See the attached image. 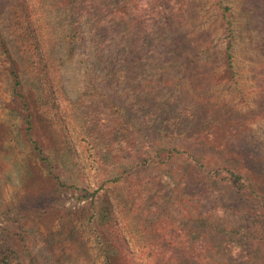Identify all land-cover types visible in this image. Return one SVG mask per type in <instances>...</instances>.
<instances>
[{
	"label": "rangeland",
	"instance_id": "1",
	"mask_svg": "<svg viewBox=\"0 0 264 264\" xmlns=\"http://www.w3.org/2000/svg\"><path fill=\"white\" fill-rule=\"evenodd\" d=\"M102 1L109 7L105 26L114 35L103 41L99 56L107 68L122 71L88 74L86 64L96 55L84 41L85 66L82 72L70 67L73 85L70 94H60L62 114L59 120L54 111L53 125L44 111L51 89L32 88L36 83L27 79L25 67L34 59L39 65L37 53H50L57 43L38 24L43 47L36 49L24 27L17 31L11 25V9L0 0V39L8 48L2 53L0 45L1 264L11 258L31 263L37 252L29 237L26 242L21 237L32 227L50 239L54 231L59 236L66 229L82 231L80 245L90 259L74 264H105L99 240L120 248L118 264L124 261L119 255L132 264H162L148 255L159 241L164 253L172 251L183 264H236L241 256L242 264H264V0ZM12 57L25 100L12 85ZM29 112L44 155L28 135ZM75 116L93 125L96 139L87 143L79 136L73 154L60 144L65 120ZM45 155L53 158L54 170ZM140 160L144 166L135 165ZM224 166L244 173L245 187L213 178L216 193L198 207L189 192L201 189L212 168ZM150 177L170 206L150 226L170 224L167 233L179 238L170 246L159 238L153 246L141 236L132 241L123 221L119 195L127 197ZM86 185L99 189L86 195ZM176 194L173 203L169 196ZM13 241L22 245L19 252L10 248ZM37 241L44 242L40 236ZM189 243L198 249H189Z\"/></svg>",
	"mask_w": 264,
	"mask_h": 264
},
{
	"label": "trees",
	"instance_id": "2",
	"mask_svg": "<svg viewBox=\"0 0 264 264\" xmlns=\"http://www.w3.org/2000/svg\"><path fill=\"white\" fill-rule=\"evenodd\" d=\"M6 2L9 5V9H11V25L14 26L15 30L17 31H20L21 28L24 27L27 31V37L32 39V41L29 40V42L32 45H35L36 49L43 47L38 28L42 33L43 31L38 26V24L41 25L43 30L49 32V35H52V42H54V44L57 43L56 47L58 48H54L50 53H47V51L43 53V50H41V54L37 53L39 65L37 60L34 59L33 66L25 67V71L28 73L25 74L27 79H29L32 83H36V85L32 88L35 87L39 91H45V86H47L51 89V91H49L51 93L49 96H51L52 101L46 103V109L44 110L48 123L50 122L53 125H56L51 119L54 111L57 112V117L60 120V116L62 114V111L58 113V111L61 110V102H59L60 94H70L68 89L73 85L71 82V77L68 75L69 71H71L70 67L72 64H74L75 68L78 71H81L83 68L82 66H85L86 59L83 58L85 53L83 49L86 48L84 41H89V45L91 47L90 53L94 52V55H96L93 62L86 64L87 69L85 71L88 74H120L122 71L119 68L115 70L107 68L108 62H106L105 65L103 63L105 60L99 56L100 47L103 41L114 35L112 27L109 28L105 26L107 25V22L104 20V15L109 9L106 2H103L102 0H35L34 3L30 2L29 0H6ZM33 6L36 8H32ZM115 10L116 8L113 9V11ZM99 26L100 28L98 29ZM0 40V45H2V48L4 49L2 50V53L8 52V48L4 39ZM114 44L109 45V47L112 48ZM231 49L232 43L230 42L227 47V56L230 63H232L233 57ZM9 53L12 55L10 50ZM90 53L86 54L89 55ZM12 61L13 57L11 62ZM11 64L12 65H10L9 68L14 73L12 85L15 88L17 94L22 95L23 90L20 88V85H23V78L20 77L15 62H12ZM63 66L66 67L65 70H62ZM62 74L67 75L66 77H63ZM2 80L3 79L0 77V81ZM65 99L66 98H63L62 100ZM25 105L28 106L27 101H25ZM125 109L126 107H124V110ZM47 110H49V112H47ZM26 117L28 135L35 148L39 150V153L44 155L45 152L40 146L39 142L33 138V114L29 112ZM79 120L83 125L80 124ZM59 124H61V122ZM63 130L65 132L63 137H61V149L73 154L74 152L78 151L76 142L78 141L79 136H83L84 141H88L87 143H89L90 140L94 142L96 139L93 136L94 132L96 131L93 125L76 116L74 118H67V120H65V128H63ZM72 131L76 133V139L74 138ZM42 158L45 161H49L50 168L54 170L56 165L53 158L46 155L42 156ZM138 164L139 166H144L145 160H140L135 165ZM210 172L211 175H205L207 179L201 181L203 183V185H200L201 189L193 187L189 192L190 197H195L198 207L201 206L203 197L216 193H214L212 189L213 181L211 180L213 178L215 180L225 179L240 189L244 188L247 182V176L241 171L236 170L234 166H224L218 169L212 168ZM4 177V172L0 170V180H2ZM144 183V185L139 186L138 189L133 191V193L129 194L127 197H124L121 194L119 195L123 221L125 222L126 226H129L131 229L132 241H134L137 236H141L145 237L146 242H148L150 246H153V240L159 238L162 239V242H169L170 246L172 243H175L174 238L179 239L178 237L169 236L167 233L171 227L170 224H165L162 228L150 226L158 224L154 219L159 218V215L162 214V211H164L165 208L170 209V206L167 205V196L163 194L162 191H159L158 183L155 182L154 178L150 177L149 179H145ZM82 189H90L86 195H95L99 188L94 189L92 186L89 187L86 185ZM177 196L178 194L169 197L174 203V201L177 200ZM83 197H86L85 194L79 199H82ZM93 203L94 201L91 202V205H94ZM93 209H96L95 206ZM70 230H64L60 236L56 234V231L52 232L51 234H55L53 239L48 238V235L44 233L43 229L41 230L39 228L32 227L30 230L26 231L27 233L25 232L22 235L21 240L26 242V238L29 237V247L31 248L32 252H37L35 257H31L32 261L30 264H74L77 259H81V262L85 261L82 259L83 256L86 259H90L86 252L82 250V246L80 245L84 237L83 232L76 230L74 233L72 229ZM50 231L52 230L50 229ZM108 232L110 233V231ZM97 233L95 235L101 237L100 234ZM38 236H40L44 242L39 243L37 241ZM150 241L151 243H149ZM111 242L112 240L108 238L109 245L112 244ZM97 243H99L98 251L103 253L105 256V264H118L116 261H118V251H120V248H109L113 246H107L106 241L103 240H99ZM157 244L158 246L154 245V248L149 251L148 255L152 254V256H157L161 260L162 264H183L180 258L172 254V251L170 254L167 252L164 253L166 251L165 246L161 245L160 241ZM119 245L121 244H118V246ZM124 246H129V242H126ZM13 247L15 251L19 252L22 245L19 246L17 242L13 241L10 244V248ZM189 249L195 250L198 249V247L189 243ZM165 255H169L167 259H165ZM191 257L193 261L199 262V260L196 259L195 254L191 255ZM119 259L121 261L124 260L123 264L126 262L127 264H132L130 260L128 261L126 256L122 258V256L119 255ZM1 261L2 258L0 256V264ZM6 261L8 262H4V264H26L23 263L20 258L16 260L11 258V260L8 259ZM242 263L243 256H241L239 263L236 264Z\"/></svg>",
	"mask_w": 264,
	"mask_h": 264
}]
</instances>
